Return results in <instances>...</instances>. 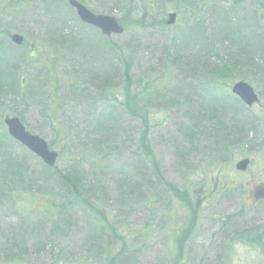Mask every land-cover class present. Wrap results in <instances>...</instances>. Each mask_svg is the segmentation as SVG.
Instances as JSON below:
<instances>
[{"label": "rangeland", "instance_id": "1", "mask_svg": "<svg viewBox=\"0 0 264 264\" xmlns=\"http://www.w3.org/2000/svg\"><path fill=\"white\" fill-rule=\"evenodd\" d=\"M76 1L125 32L105 39L67 0H0L1 72L41 93L0 106V168L13 155L23 170L9 192L0 185V264H264V208H248L249 191L264 184V0ZM13 34L22 46L9 43ZM204 62L231 77L211 84ZM235 82L259 102L232 99ZM210 99L223 104L225 127L236 122L219 149ZM4 116L60 155L53 169L8 137ZM243 159L249 166L235 171ZM187 196L197 221L175 246Z\"/></svg>", "mask_w": 264, "mask_h": 264}, {"label": "trees", "instance_id": "2", "mask_svg": "<svg viewBox=\"0 0 264 264\" xmlns=\"http://www.w3.org/2000/svg\"><path fill=\"white\" fill-rule=\"evenodd\" d=\"M60 24H66L64 22H61L59 24H56V23H53L52 25L53 26H58ZM48 44H50L48 42ZM39 48H35V54L37 52H39ZM5 55V53H3ZM2 54V52H0V106L4 105L5 104V100L7 97L9 96H20L22 98L23 101H28V100H37L38 97H40L41 93H38L36 95V92H37V87L36 86H28L27 84H23L20 88V86H16L15 84V80L13 78V76L9 73V72H1L2 68H4L5 66H8L7 63H3V58H4V55ZM35 54H33L32 57L35 56ZM39 56L41 57L42 59V55L39 53ZM23 59V58H22ZM9 60V58H8ZM199 70L200 71H206L207 73H209L211 75L212 78H210V83L211 84H214V85H218L219 82L222 80V79H229L231 76L230 74H225L223 76V73H220V72H217L214 70H210L209 68V65L204 62L200 67H199ZM126 83H129V80H127L126 78ZM42 87H41V84L38 83V90H40ZM20 89H22V93H20ZM129 84L127 85L126 87V93H123V99L125 101L129 100L127 95L129 94ZM212 93V90H210V95ZM140 94L138 93L137 94V98L140 99ZM134 97V96H133ZM133 97H130V98H133ZM216 98V96H215ZM28 99V100H27ZM211 102H214L215 105H216V108H210L212 109V111L210 112V115H211V118L210 120L211 121H216V126H217V130L212 132V137L214 139V144L218 145V149H219V145L220 143L224 144L225 142H227V137L226 135H228L230 133V131L232 129H236V122L233 120L231 122V124H233V126L231 124H229L228 126L226 125V127L224 126L225 125V118L223 119L222 118V115L219 114V113H224L222 111V107L221 105H223L221 102H215L213 101L212 99H210ZM146 103H149V101L147 100ZM1 108L3 109L4 107H0V110ZM138 112H144V107H139V108H135L133 110H131V114L135 115L137 117L138 115ZM143 115H141L142 117ZM225 117V115L223 116ZM144 119V116L142 117ZM213 118V119H212ZM224 126V127H223ZM189 134L187 135L189 140L190 138L194 137V134H193V129H186ZM186 132L185 135L188 133ZM3 134V133H2ZM141 145L142 147L144 148V158L151 161L152 163V167L155 171V173H158V170L156 169L155 167V164L153 162V151L151 150L150 147H148L147 145H145L144 141L146 140L145 136L144 135H141ZM16 164H17V169H16ZM13 167H15L13 169ZM20 160H16V158L11 155V156H7L5 157V159L2 161V168H0V170H6L5 172H3L1 175H0V185L3 186V188H5V190L7 192H9L8 189H6V184L13 188L15 186V181L13 180L15 177L19 180L20 179V176H21V171L23 172V170L20 168ZM13 169V170H12ZM11 171H17V173H10ZM9 172V173H8ZM1 173V172H0ZM62 180H63V183L66 185V186H69L71 191H76V188H77V184H76V181L74 179H71L70 177L68 176H61L60 177ZM164 185L166 186V189L167 190H170V189H173L171 188L165 181H164ZM179 198H180V195H179ZM182 201H187L185 203V206L187 207V218H186V223L184 222L183 225H181V227L178 229L177 231V234L175 235L176 239H175V246H177L179 244V246L182 244V241L184 238H186L189 234V231L192 229L191 226L193 224V221L196 223L197 221V211H196V205H194V203L192 202V200H189L188 197H186L185 199H182ZM51 216L53 214V212H50L49 213ZM104 224L105 226L111 231V233H113V237L116 238L117 237V234H114V228L113 226L111 225H108L106 223V220H104ZM191 228V229H190ZM247 238H249V235H245ZM119 239V238H118ZM120 240V239H119ZM11 247L9 248H6L8 250V252H14V254L18 257L19 256V252L18 250L17 251H13L12 249V243L10 244ZM178 246V247H179ZM176 251H177V254L178 255H181V252L178 250V248H176ZM119 254V253H118Z\"/></svg>", "mask_w": 264, "mask_h": 264}, {"label": "water", "instance_id": "3", "mask_svg": "<svg viewBox=\"0 0 264 264\" xmlns=\"http://www.w3.org/2000/svg\"><path fill=\"white\" fill-rule=\"evenodd\" d=\"M68 4L75 10L77 17L83 23L99 29L104 35L110 36L111 34L122 33V29L114 18L94 15L75 0H68ZM168 18L169 20L167 23L172 24L174 22V14H170ZM10 39L16 45H20L22 42V38L17 35H13ZM232 93L247 106H251L257 100L252 89L247 84L242 82H238L233 85ZM4 124L7 127L9 135L13 139L33 152L46 165L50 167L54 165L57 155L54 152L48 151V148L43 140L27 133L15 118L6 117L4 119ZM248 163L247 159L242 160L236 164L235 168L237 171H244L247 168Z\"/></svg>", "mask_w": 264, "mask_h": 264}, {"label": "flooded vegetation", "instance_id": "4", "mask_svg": "<svg viewBox=\"0 0 264 264\" xmlns=\"http://www.w3.org/2000/svg\"><path fill=\"white\" fill-rule=\"evenodd\" d=\"M258 188V186L254 187L252 189V192L254 193L255 189ZM249 191L248 193V198L252 201L249 205L248 208L251 211H256L258 213H261L260 210L264 208V202L263 201H257L253 195V193ZM258 197V194L256 195Z\"/></svg>", "mask_w": 264, "mask_h": 264}]
</instances>
